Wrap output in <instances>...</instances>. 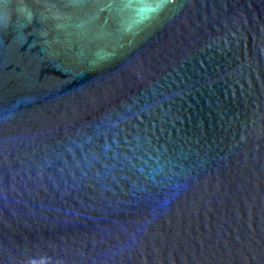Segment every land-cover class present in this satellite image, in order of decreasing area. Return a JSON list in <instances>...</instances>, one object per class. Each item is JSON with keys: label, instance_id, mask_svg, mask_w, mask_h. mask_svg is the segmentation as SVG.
Instances as JSON below:
<instances>
[{"label": "water", "instance_id": "obj_1", "mask_svg": "<svg viewBox=\"0 0 264 264\" xmlns=\"http://www.w3.org/2000/svg\"><path fill=\"white\" fill-rule=\"evenodd\" d=\"M0 264H264V0H0Z\"/></svg>", "mask_w": 264, "mask_h": 264}]
</instances>
